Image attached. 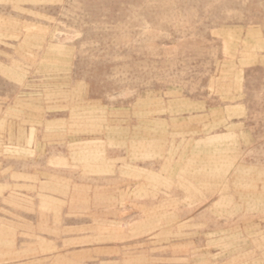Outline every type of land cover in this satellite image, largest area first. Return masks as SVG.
I'll use <instances>...</instances> for the list:
<instances>
[{"label":"rangeland","instance_id":"rangeland-1","mask_svg":"<svg viewBox=\"0 0 264 264\" xmlns=\"http://www.w3.org/2000/svg\"><path fill=\"white\" fill-rule=\"evenodd\" d=\"M0 264H264V0H0Z\"/></svg>","mask_w":264,"mask_h":264}]
</instances>
